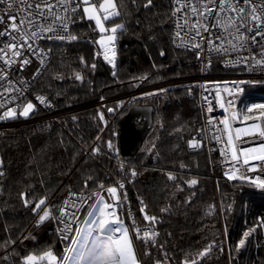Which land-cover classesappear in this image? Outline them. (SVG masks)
<instances>
[{
  "label": "trees",
  "instance_id": "obj_1",
  "mask_svg": "<svg viewBox=\"0 0 264 264\" xmlns=\"http://www.w3.org/2000/svg\"><path fill=\"white\" fill-rule=\"evenodd\" d=\"M114 2L118 14L107 23L116 24L115 73L97 55L96 32L79 7L71 27L77 39L46 43L51 58L30 89L46 98L45 112L59 114L0 130L5 170L0 264H21L26 255L47 250L60 257L65 243L52 220L32 224L42 207L34 211L35 206L50 200L54 208L68 193L114 179L124 183L132 219L157 231L134 244L143 264H264V187L230 177L215 161L212 168L205 147L190 149L189 140L201 131V111L190 86L161 87L121 112L119 118L134 103L154 108L134 155L113 154L118 141L110 132L96 140L106 121L100 100L133 89L146 74L145 84H156L197 72L192 52L172 45V0H151L148 7V0ZM251 91L250 100L264 101V84ZM89 148L90 155H84ZM191 180L196 183L190 185Z\"/></svg>",
  "mask_w": 264,
  "mask_h": 264
},
{
  "label": "built area",
  "instance_id": "obj_2",
  "mask_svg": "<svg viewBox=\"0 0 264 264\" xmlns=\"http://www.w3.org/2000/svg\"><path fill=\"white\" fill-rule=\"evenodd\" d=\"M241 6H243V0H241ZM176 7L175 0H172L170 14L172 45L192 52L194 62L197 64L196 74L185 79L145 84L149 76L146 74L139 79L133 89L111 99L100 100L98 104L102 106L106 121L96 140L103 133L110 132L114 137H117L118 141L120 126L117 118L119 119L121 112L136 98L146 97L157 92L161 87L167 88L185 83L191 87L190 95H195L201 111V131L199 136H193L189 140L190 149L197 150L205 147L212 168L215 161L221 172L237 179H246L257 187H264V159H259V157L264 156V147H262L264 146V135H261V133H264L262 131L264 125L258 118L248 120L249 117H252L254 108L260 103V101L250 100V97L254 95L251 89L264 84V64H256L255 60L252 59V57L261 59L262 49L260 46L252 44L246 48H237L233 51L230 44L225 42L223 46L229 48V51H216L205 43L208 33H202L205 38L203 40L201 37L192 40L195 35L194 30H190L188 26L177 28V24L183 25L184 21L181 18L182 13L177 12L174 14ZM73 14H71V22L66 32L43 33L39 38L29 40L28 42L32 47L30 49L28 47L19 48L20 56H12L11 51H8L7 56L0 53V69L7 73V79L0 80V130L23 123L54 119L59 114L45 112L49 106L46 98L31 94L30 89L51 58L46 43L49 41L72 42L77 39V35L71 30ZM60 15H64V13L61 11ZM18 22L19 20H17ZM3 30L4 26L0 25V31ZM177 31H180V37H177ZM212 31L222 32L219 28ZM55 35H63L65 38L62 40L47 38L48 36L55 37ZM224 35L227 34L224 33ZM71 37H75V39ZM212 39L216 44L221 43L215 41L214 36ZM9 42H11V36L0 37V48H4ZM89 42L95 45L94 40L90 39ZM235 42L232 41V43ZM16 43L19 45L20 40L18 39ZM194 43H200L201 47H193ZM97 55L114 74L117 62L115 42L97 48ZM106 56L108 59H105ZM244 57L249 58L248 63L243 62ZM24 59H27L29 63L23 64ZM5 60H11L12 62L5 64ZM8 81H11V83ZM110 100L114 101V106L107 107L106 104ZM29 103L33 105V108L28 116H23V109ZM261 104H264V101ZM210 108L211 111H209ZM39 111L44 113L36 114ZM258 115L264 116L263 112L258 113ZM225 120L228 122L227 127L223 123ZM193 144L196 146H192ZM118 151L119 146L115 144L112 153L115 154ZM84 155H90V148L84 149ZM4 175L5 170L0 156V202L3 199L2 177ZM120 185H123V187L121 188ZM113 187L117 189L115 195L108 192V189ZM101 197L103 203L112 205V208L106 211L109 214L114 211L115 218L128 226L135 245L142 239L153 238L157 235V231L152 225H140L132 219L127 211L128 200L122 181L114 179L108 184L99 183L96 188L89 191L68 193L54 208L50 200H47L32 220V224L37 226L42 225L47 220L53 221L57 238L65 243L56 264H62L63 257L69 254L66 253V249L72 246L71 240L75 238L76 230L82 227L85 220L84 211H88L93 205H96ZM65 201H68L67 215L62 217L61 209L65 208ZM45 211L49 215L41 221L40 217ZM72 213H75L76 219L72 218ZM262 228L264 229V224ZM136 229H139V239L137 238ZM145 232L149 234L148 237L144 236ZM138 254L141 255L139 252ZM141 257L138 258L139 264H143Z\"/></svg>",
  "mask_w": 264,
  "mask_h": 264
},
{
  "label": "snow or ice",
  "instance_id": "obj_3",
  "mask_svg": "<svg viewBox=\"0 0 264 264\" xmlns=\"http://www.w3.org/2000/svg\"><path fill=\"white\" fill-rule=\"evenodd\" d=\"M175 2L177 7L174 9V14L182 13L181 18L184 21L183 25L177 24V28L188 26L190 30H194L195 35L192 40H195L196 37H201L203 40L205 38L202 33H208L205 43L216 51L224 52L229 51V48L223 46L225 42L230 44L233 51L237 48H246L256 44L262 49V58L255 59L252 57V59L255 60L256 64H264V0H243V6H241V0H175ZM81 3L88 5V0H0V25L4 26V30L0 31V37L11 36V42L6 44L4 48H0V53L7 56L8 51H11L12 56H20L19 48L28 47L30 49L32 47L28 42L29 40L39 38L43 33L66 32L71 22V14L77 11ZM149 5H151V0H148L145 7ZM108 6L115 8L114 3H109ZM101 8H105V5L102 4ZM61 11L64 15H60ZM83 11L92 18L95 8L94 6H87ZM112 14L117 15L118 13L113 12ZM17 20H19L18 23ZM190 21L191 23H189ZM96 23L100 25L98 18ZM217 28L221 29L222 32L212 31ZM115 31L116 28H113L112 32L115 33ZM176 35L180 37V31H177ZM213 36L215 41L221 43L216 44L212 39ZM47 38L62 40L65 37L55 35V37L48 36ZM71 38L75 39V37ZM18 39L20 40L19 45L16 43ZM109 39H114V37H109ZM232 41L236 42L232 43ZM192 46L201 47L200 43H194ZM105 59L108 57L106 56ZM248 61V57L243 58L244 63H248ZM11 62V60H5V64ZM22 63L27 64L29 61L24 59ZM6 79L7 73L0 69V80ZM8 82L11 83V81ZM221 106L223 107V105ZM256 107H264V105H257ZM32 108L33 105L29 103L22 115H27ZM223 123L226 127L228 126L227 120ZM192 146L196 145L193 144ZM259 159H264V156L259 157ZM169 178L172 179L171 176ZM191 183L195 184L196 181L193 180ZM120 187L122 188L123 185ZM116 191L115 187L108 189V192L113 195ZM102 202L103 198L101 197L98 204ZM43 204L44 200H41L33 210L39 209ZM67 204L68 201H65V208L61 209L62 217L67 215ZM109 208H112V205L103 203L102 208H94L88 213L92 219L85 221V224L88 225L87 230H76V236L71 240L72 246L66 249V253H73L74 255L66 254L62 264H79L80 261H86V264H138L128 229L123 227L118 218H115L114 211L111 214L106 211ZM97 211L100 213L99 216L96 215ZM48 215L49 213L45 211L40 220L43 221ZM72 218L76 219L75 213H72ZM145 219L155 220V217L145 216ZM92 225H96V228L93 229ZM93 231L98 232V235L92 238L91 247L86 248ZM115 233H120V235H115ZM136 233L139 239V229H136ZM148 235L147 232L144 233L145 237ZM247 235L248 233H245V236ZM240 244L242 246L244 240H241ZM39 259H47L49 264H54L56 261V257L50 251L44 253ZM35 260L37 257L30 255L25 257V264H33Z\"/></svg>",
  "mask_w": 264,
  "mask_h": 264
},
{
  "label": "water",
  "instance_id": "obj_4",
  "mask_svg": "<svg viewBox=\"0 0 264 264\" xmlns=\"http://www.w3.org/2000/svg\"><path fill=\"white\" fill-rule=\"evenodd\" d=\"M153 110L151 104L135 103L119 118L118 145L122 155L132 156L136 153L152 124ZM238 180L248 182L242 178ZM191 181L189 184L194 185Z\"/></svg>",
  "mask_w": 264,
  "mask_h": 264
},
{
  "label": "rangeland",
  "instance_id": "obj_5",
  "mask_svg": "<svg viewBox=\"0 0 264 264\" xmlns=\"http://www.w3.org/2000/svg\"><path fill=\"white\" fill-rule=\"evenodd\" d=\"M109 3H114L115 4V2H114V0H102L100 3H95V2H92V1H90V0H88V5H85V4H83V3H81V6L83 7V9L85 8V7H87V6H94V8H95V11H94V13L92 14V20H93V23H94V25L96 24V29L98 30V32H100L101 34H100V36H99V38H97V41L99 42L98 44H100L101 43V41H103L104 39H107L109 36L110 37H113V32H112V29L113 28H116V26H115V24L114 23H107V19L108 18H110V17H113L114 15L112 14L113 12H115L116 11V7L113 9L112 7H109L108 5H109ZM105 5V8H101V5ZM106 9V10H105ZM85 15L87 16V17H89L90 18V16H89V14L88 13H85ZM105 17H107V18H105ZM99 19L100 20V25H97V23H96V19ZM95 21V22H94ZM115 26V27H114ZM110 28V29H109ZM103 29V30H102ZM109 30V32H107ZM102 37V38H101ZM108 42V41H107ZM135 104V103H134ZM257 105H264V104H261V102L260 103H258ZM26 108V107H25ZM24 108V109H25ZM24 109H23V111H24ZM255 110H254V113L252 114V117H249L248 118V120H251V119H255V118H258L259 120H260V122L264 125V116H259L258 115V113H260V112H263V115H264V107H256V108H254ZM31 111V110H30ZM30 111L28 112V114L27 115H23V116H28L29 115V113H30ZM122 116V115H121ZM262 131H264V128H262ZM101 132V131H100ZM99 135V134H98ZM230 176V175H229ZM231 177V176H230ZM246 180V179H245ZM248 181V180H247ZM248 182H250V181H248ZM255 185V184H254ZM94 208H97L95 205H93L92 207H91V209H89V212L90 211H93V209ZM88 212V213H89ZM87 213V214H88ZM96 215L97 216H99L100 215V213H99V211H97L96 212ZM90 219H92V217H89V215H87V217L85 218V220H84V222H83V224H82V227H81V229H85V230H87V228H88V225L87 224H85V221L86 220H90ZM123 227H125V228H127L128 229V235H129V238L131 239V241H132V245H133V249H134V253H135V256H136V259H137V261H138V257H137V254H136V251H135V247H134V243H133V238H132V236H131V233H130V230H129V228H128V226L127 225H125V224H123ZM92 228L93 229H95L96 228V225H92ZM115 235H120V233H115ZM91 240H92V238L91 237H89V242H88V245L86 246V248H90L91 247ZM46 252H48V251H45V252H42L41 254H39V255H36V254H28V255H26L25 257H28V256H34V257H37V260H39V257H41L44 253H46ZM68 255H74L73 253H69ZM25 257H24V260H23V262L21 263V264H25ZM56 261H57V257H56ZM56 261L54 262V264H56ZM47 264H49L48 262H47ZM79 264H86V261H80L79 262ZM138 264H139V261H138ZM157 264H168L167 262H158ZM184 264H188L187 262H185Z\"/></svg>",
  "mask_w": 264,
  "mask_h": 264
},
{
  "label": "crops",
  "instance_id": "obj_6",
  "mask_svg": "<svg viewBox=\"0 0 264 264\" xmlns=\"http://www.w3.org/2000/svg\"><path fill=\"white\" fill-rule=\"evenodd\" d=\"M90 1H92V0H90ZM102 1V0H101ZM101 1H99L98 3H100ZM92 2H94V1H92ZM96 3V2H95ZM97 3V4H98ZM80 7H81V10H82V12H83V14H84V16H85V18L86 19H88L89 20V22L93 25V28H94V31L96 32V37H95V40H96V44H97V47H103V46H105L106 44H108V43H110V42H112L114 39H109V37L107 38V39H104L103 40V43H100V44H98L99 42L97 41V38H99V36H100V32H98V30L96 29V24L94 25V23H93V20L91 19V18H89V17H87L86 15H85V12L83 11V7L81 6V4H80ZM116 12V11H115ZM111 18V17H110ZM109 19V18H108ZM107 19V20H108ZM95 22V21H94ZM115 26H116V24H115ZM114 26V27H115ZM110 29V28H109ZM107 32H109V30L107 31ZM114 35H113V37L115 36V33H113ZM102 38V37H101ZM108 41V42H107ZM97 208H102L103 207V202L102 203H97L96 205H95ZM88 215V214H87ZM87 217V216H86ZM85 217V218H86ZM113 226H115V225H113ZM96 235H98V232H96V231H93V233H92V236H91V238H93L94 236H96ZM48 252L50 251V250H47ZM45 252V251H44ZM51 252V251H50ZM55 257H56V255L53 253V252H51ZM36 255H39V254H36ZM44 255V254H43ZM42 255V256H43ZM37 262H48L49 263V261L47 260V259H44V260H35L34 262H33V264L34 263H37Z\"/></svg>",
  "mask_w": 264,
  "mask_h": 264
},
{
  "label": "clouds",
  "instance_id": "obj_7",
  "mask_svg": "<svg viewBox=\"0 0 264 264\" xmlns=\"http://www.w3.org/2000/svg\"><path fill=\"white\" fill-rule=\"evenodd\" d=\"M119 146V145H118ZM120 152V151H119Z\"/></svg>",
  "mask_w": 264,
  "mask_h": 264
}]
</instances>
